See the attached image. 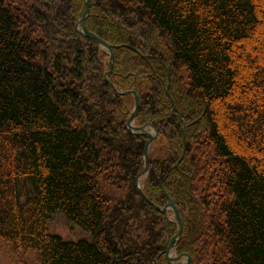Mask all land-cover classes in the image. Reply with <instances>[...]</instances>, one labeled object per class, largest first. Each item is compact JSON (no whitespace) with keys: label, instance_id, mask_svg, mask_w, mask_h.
I'll return each mask as SVG.
<instances>
[{"label":"trees","instance_id":"16d2710c","mask_svg":"<svg viewBox=\"0 0 264 264\" xmlns=\"http://www.w3.org/2000/svg\"><path fill=\"white\" fill-rule=\"evenodd\" d=\"M0 0V243L32 264H264V0ZM133 48V50L128 47ZM136 50V52L134 51ZM185 151V153H183ZM88 238L64 240L53 217ZM186 260V258L184 259Z\"/></svg>","mask_w":264,"mask_h":264},{"label":"water","instance_id":"95a60500","mask_svg":"<svg viewBox=\"0 0 264 264\" xmlns=\"http://www.w3.org/2000/svg\"><path fill=\"white\" fill-rule=\"evenodd\" d=\"M90 2H91V0H85V9H84V12L82 14L80 21L76 24V29L84 37H87L91 40L96 41L109 54L110 69L104 75V78H105L106 83L111 88H113V90H115L113 85L110 83V81L107 78V75H109L113 70V60H114L113 49H114V47H112L109 43L100 39L95 34L91 33L87 29L86 24H85V21H86L88 12H89V8H90ZM128 48L133 50V48H131V47H128ZM134 51L136 52V50H134ZM115 93L120 95V93L117 92L116 90H115ZM127 93L134 96L135 104H134L133 112L127 121L126 127L129 130V132L135 133L137 135H141L147 139V142H146L144 149H143V161H142V163L144 165V169L142 170V172L140 174H138L136 176V179H135L136 191L150 206H152L159 213L166 215V216L171 214L172 218L174 219V223L177 226V232L174 235V237L170 240L168 247L164 251V255H165V258L168 261V263L169 264H193L190 256H188L186 254L176 255V253H175L177 244L179 242V239H180L182 231H183V225H182V221H181L179 211H178L177 207L175 206L174 202L167 196V204L164 207L160 208V207L154 205L147 198V196L143 192L142 187L140 185V182H139L140 179L143 177H146L148 174V170H149V148L153 143H155L158 140V133L156 131H154L153 128H152L153 134H151V132H148L147 129L150 127V125H145L143 127H137L134 125L135 118L137 116V110L139 107V98H138V94L136 91H129ZM183 153H185V151ZM185 258H186V260H184Z\"/></svg>","mask_w":264,"mask_h":264},{"label":"rangeland","instance_id":"374dc122","mask_svg":"<svg viewBox=\"0 0 264 264\" xmlns=\"http://www.w3.org/2000/svg\"><path fill=\"white\" fill-rule=\"evenodd\" d=\"M149 132L153 134V131ZM154 150L155 148L152 147L149 153L153 152ZM50 231L56 235H59L64 240H78L89 237L88 234L68 223L66 219L60 214H57L53 217L50 224ZM32 259L33 258L31 255L17 253L9 245L0 243V264H32Z\"/></svg>","mask_w":264,"mask_h":264},{"label":"bare ground","instance_id":"6f19581e","mask_svg":"<svg viewBox=\"0 0 264 264\" xmlns=\"http://www.w3.org/2000/svg\"><path fill=\"white\" fill-rule=\"evenodd\" d=\"M83 12H84V11H83ZM82 14H83V13H82ZM88 14H89V12H88ZM81 17H82V15H81ZM81 17H80V19H81ZM87 17H88V15H87ZM80 19L78 20V22L80 21ZM78 22H77V23H78ZM143 178H145V177H143ZM143 178H141L140 181H139V182H140V185H141V180H142Z\"/></svg>","mask_w":264,"mask_h":264},{"label":"flooded vegetation","instance_id":"af4514ba","mask_svg":"<svg viewBox=\"0 0 264 264\" xmlns=\"http://www.w3.org/2000/svg\"><path fill=\"white\" fill-rule=\"evenodd\" d=\"M149 132V131H148Z\"/></svg>","mask_w":264,"mask_h":264}]
</instances>
